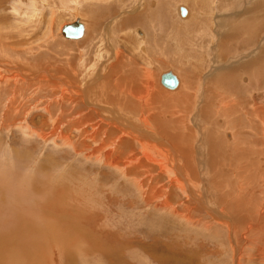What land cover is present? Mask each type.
<instances>
[{
  "label": "rangeland",
  "instance_id": "obj_1",
  "mask_svg": "<svg viewBox=\"0 0 264 264\" xmlns=\"http://www.w3.org/2000/svg\"><path fill=\"white\" fill-rule=\"evenodd\" d=\"M138 1V4L132 0L124 1L119 8L111 0L113 7L109 10L112 12L105 10L101 16L96 15L97 29L89 28V18L78 9L75 14L85 24V34L81 39L72 40L64 38L60 28L75 18L74 7L61 11L56 9L61 7L58 0H48L50 6L43 8L41 16L31 17L30 23H20L21 30L17 31V22L27 19L28 1L0 0V32L5 31L0 38V65L4 66H0V264H264V260L259 259L264 254L261 230H258L260 237L257 231L250 232L254 229L248 232L243 226L233 230L232 225L228 229L226 223L230 221L224 218H230L236 209L229 211L226 208L229 195H221L228 192L227 181L234 177L230 169L236 168L237 164L231 160L230 152L235 155L234 151L238 149L246 164L243 176L247 185H251L247 189L251 187L255 192L259 187V194L256 191L257 196L254 195L256 201H259V195L262 196L260 179H264V147L260 137L263 132H259L262 128L258 117L250 110L264 106V52L261 51L264 50V0ZM13 3L20 4L19 12L14 13ZM179 6L187 8L186 17L180 16ZM50 9L55 10V16L47 25L52 18ZM211 9L219 11H213L210 16ZM148 10L155 11L154 17L145 13ZM136 14L142 20L133 23L131 17ZM109 23H113L112 27ZM107 25L109 29L105 28ZM91 30H95L94 33ZM218 52L223 60L221 66L215 55ZM257 58L262 59V63ZM118 59L127 64L123 63L122 69L126 68L121 73L135 66L133 69H138L137 74L144 71L150 76L151 73H147L150 69L156 82L166 70L177 74L178 85L179 79L189 81L193 77L187 96L183 91L179 95L177 92L173 101L167 94L161 93L157 97L154 89L147 98L146 105L153 106L150 111L157 112L160 125L168 123L169 135L179 136V143L183 145L179 150L177 138L174 144L163 135L159 145L164 155L168 153L169 156V162L163 164L180 167L183 174L177 172L172 175L173 180H169L172 176L160 174L157 169L152 186H165L167 190L163 196H160L161 190L157 191L160 193L153 192L155 197L150 204L145 202L126 172L103 165L58 137L65 134L73 142L84 141V128L87 134L92 127H97L95 124H102L97 111L88 108L87 104L99 106L105 115L112 112L116 104H121L120 100L131 101L128 96L114 91L113 81L106 80L109 68ZM243 63L251 68L253 63L259 67L254 64L252 72L251 68L246 72H233ZM231 69L233 75L228 83H239L241 88L221 81L223 72ZM45 71L49 74L47 77L41 75ZM73 71L79 76L76 79L79 85L67 82V79L74 80ZM212 76L216 77L215 82L210 80ZM61 81L68 87L78 85L90 103L81 102L74 93L76 105L69 106L70 88L56 96L61 90ZM180 87L181 84L178 90ZM171 90L169 92H173ZM123 107L118 106L112 115L132 142L146 136L151 145V137L153 140L161 136L159 133L149 135L153 132L139 122L135 124L132 115H122ZM75 111L80 115H74ZM88 115L94 120L90 121ZM83 116L88 121L84 120L82 130L70 124ZM170 116L183 121L175 125L174 133ZM155 124L151 123L154 132L159 129V124ZM115 126L118 128L117 124ZM53 131L60 134H53ZM129 139L131 149L122 148L121 153L130 152L138 157L137 162L153 165ZM235 141L239 143L237 148ZM168 145L172 146V151ZM156 151L151 149V153L159 156ZM218 156H222L221 159ZM188 161L190 169L186 165ZM223 161V166H214ZM193 170L197 174L195 177ZM212 179L220 183L218 181L215 186ZM179 181L181 185H178ZM190 181L202 183L197 186ZM188 188L193 190L183 191ZM197 196L210 208L217 210L220 205L219 210H222L216 211L222 215L220 222L200 209L195 201ZM186 199L197 209L192 211L195 223L177 217L170 209L155 206L169 200L180 209L185 207L182 202ZM239 211L234 213L238 218L239 215L250 216L245 209L240 211L242 213ZM255 211L256 208L251 214L255 215Z\"/></svg>",
  "mask_w": 264,
  "mask_h": 264
},
{
  "label": "bare ground",
  "instance_id": "obj_2",
  "mask_svg": "<svg viewBox=\"0 0 264 264\" xmlns=\"http://www.w3.org/2000/svg\"><path fill=\"white\" fill-rule=\"evenodd\" d=\"M28 1V4L26 5V6H28V12L26 13V18L27 19H21V20H19L17 23H18V26H19V29L17 30V31H20L21 29H20V23H30V19H31V17H33V18H38L39 16H41V13H42V10H43V8L44 7H47L48 5L50 6V2H48V0H27ZM59 2H60V4H61V7L59 8H57L56 7V9H60L61 11H63V10H68L69 11V8L70 7H74L75 9H76V11L73 13V14H75L76 12H77V10L79 9V11L80 12H83L88 18H89V22H88V26H89V28H95V29H97V26H98V23H97V19H95L96 18V15L97 14H100L102 11H105V10H111L112 9V5H111V0H101V2H98V1H85V0H58ZM117 4H124V3H119V2H124V0L123 1H119V2H117V0H114ZM57 3V2H56ZM47 4V5H46ZM54 4V3H53ZM106 4H108V5H106ZM165 4H167L166 2H165ZM59 5V4H58ZM57 5V6H58ZM160 6V3H158V5H157V7H159ZM13 9H14V13H17V12H19L18 11V7H20V4H17V5H15L14 3H13ZM53 7H55V6H53ZM62 8V9H61ZM146 8V10L148 9V7H145ZM180 8H185V10H186V13H185V15H181V13H180ZM211 8V7H210ZM162 9V8H161ZM215 9H217V8H215ZM109 10V11H110ZM157 10H159V9H157ZM50 11H51V15H52V18L50 17V19H49V22L47 23V25L49 24V23H51L52 22V19H53V17L55 16V10H52V9H50ZM86 11H89L90 12V14H88L87 15V13H86ZM190 11V10H189ZM213 11H219V10H214V9H211V13H210V16H211V14H212V12ZM44 12V11H43ZM88 12V13H89ZM112 11H110V13H111ZM115 12V11H114ZM113 12V13H114ZM155 11L154 10H148L147 12H145V13H147V14H150V15H152L153 17H154V13ZM162 12V11H161ZM258 12V11H257ZM105 13H107V11L105 12ZM109 13V12H108ZM67 14H69V12H67ZM72 14V15H73ZM103 14H104V12H103ZM102 14V15H103ZM156 14V13H155ZM179 14H180V16L181 17H186V15H187V8L185 7V6H179ZM134 15V14H133ZM132 15V16H133ZM138 14H136L135 16H133V17H131V15H130V17L131 18H133L132 20H134L135 22H133V23H137L138 22V20L141 22V18H139L138 16H137ZM44 16V15H43ZM75 18L71 21V22H69V23H72V22H74L75 21V19L76 18H78L79 19V21L81 22V18L79 17V15H77V14H75V15H73ZM97 16H101V14L100 15H97ZM129 16V15H128ZM59 17V16H58ZM24 18V17H23ZM99 18V17H98ZM147 17H145V19H146ZM5 19V18H4ZM62 19V18H61ZM120 19V18H119ZM125 19V18H124ZM195 19V18H194ZM209 19H210V17H209ZM47 20V19H46ZM126 20V19H125ZM131 20V21H132ZM136 20H137V22H136ZM147 20L148 21H152V20H150V17L149 18H147ZM60 21V20H59ZM59 21H58V23H59ZM117 21H118V19H117ZM116 21V22H117ZM130 21V22H131ZM212 21V22H211ZM211 21H209L211 24L213 23V19L211 18ZM262 21V20H261ZM99 22V21H98ZM102 22V21H101ZM116 22H115V24H116ZM143 22V21H142ZM46 23V22H45ZM69 23H66V24H69ZM82 24H83V35L80 37V38H77V39H72V40H78V39H81L83 36H84V33H85V24L83 23V22H81ZM132 23V24H133ZM260 23V22H259ZM0 24H1V22H0ZM15 24V23H14ZM111 24H113V23H109V25H110V27H112L111 26ZM114 24V25H115ZM31 25V24H30ZM65 25V24H64ZM109 25H107V27H105L106 29H109L108 28V26ZM148 25V24H147ZM50 26V25H49ZM48 26V27H49ZM104 26V25H103ZM209 26H210V24H209ZM213 26V25H212ZM254 27V26H253ZM1 28V27H0ZM25 28H27V27H25ZM149 30V29H148ZM94 31L95 30H91V33H94ZM3 32H5V31H1L0 32V38H1V36L2 35H4L3 34ZM137 32L139 33V34H141L140 33V31L139 30H137ZM255 32H256V30H255ZM58 33H59V31H58ZM60 33H61V28H60ZM59 33V34H60ZM175 33V32H174ZM61 35L64 37V35L61 33ZM253 35V34H252ZM252 36H250V38H251ZM254 37V36H253ZM252 37V38H253ZM257 36H255V38H256ZM64 38H66V37H64ZM67 39V38H66ZM68 39H70V38H68ZM175 39V38H174ZM254 39V38H253ZM85 41H88V39L87 40H85ZM84 41V42H85ZM253 40H251V42H252ZM142 42H144V41H142ZM250 42V43H251ZM48 44V43H47ZM84 44V43H83ZM155 45H157L156 43H155ZM175 45V44H174ZM77 46V45H76ZM158 46V45H157ZM168 46V45H167ZM171 47H172V45H171ZM170 47V48H171ZM163 49V48H162ZM169 49V48H168ZM167 50V49H166ZM195 51V50H194ZM261 51H263L264 52V50H261ZM167 52V51H166ZM260 52V50L258 51V53ZM263 52H261V54L263 53ZM264 54V53H263ZM215 55H216V57H217V61L219 62V65H220V63L221 62H223V60L221 59V58H219V57H221V56H219V52L218 53H215ZM259 54H257V56H258ZM192 56L193 55H191V59H193L192 58ZM194 57V56H193ZM239 57V56H238ZM260 57V56H259ZM263 56L261 55V57L260 58H262ZM200 58V57H199ZM230 58V57H229ZM237 58V57H236ZM256 58V57H255ZM260 58H257L258 60L260 59ZM264 58V57H263ZM121 59V58H120ZM256 59V60H257ZM119 60V59H118ZM196 60H198V58L196 59ZM225 60V59H224ZM230 60V59H229ZM236 60V59H235ZM262 60V59H261ZM261 60H259V62H261ZM128 61V60H127ZM138 61V60H137ZM141 61V60H140ZM179 61V60H178ZM186 61H187V59H186ZM238 61V60H237ZM160 62H162V60L160 59V61H159V63ZM182 62H183V60H182ZM224 62H226V61H224ZM253 62H255V61H253ZM258 62V61H257ZM263 63H264V61H262ZM261 62V63H262ZM125 64V62H124V60L122 61V60H119V61H117V62H115L114 64H112V66L109 68V70H108V78L106 79V80H108V81H110V83H111V81H113L114 82V91H117V92H119V93H122L124 96H128L129 97V99L131 100V101H123V100H120V102H121V104H116L115 106H114V109H113V111L111 112V111H109L108 113H105V115L102 113V110H100L97 106H94V105H92V104H87L86 106H88V108H90L91 110L92 109H94V112L95 111H97V114L99 115V117L100 118H102V119H100V120H102V124H100V123H98V125L97 124H95V126H97L96 128H93L92 127V129H91V131H89L88 133H89V135H87L86 134V130H85V128L82 130L81 128V126L82 125H84V120L86 119H88V118H86V117H89V119H90V121L91 120H94V119H91L90 118V115H88V116H83V117H78V120H72L71 122H70V124L72 125V126H74V127H76L77 129H81L82 130V134L84 135V137H86L85 139H84V141L82 140H77V141H75V142H73L72 140H70V138L68 137V136H65V134H62L61 136H58V137H61V140L66 144H69L70 146H75L76 147V150H80V152H84L87 156H92V157H94V158H96V159H98L99 161H101V163L103 164V165H105V166H107V167H113L116 171H118V172H126L127 173V177L128 178H130V180L132 181V183L135 185V188L136 189H138V192L140 193V194H142V196L144 197V200H145V202L146 203H149L150 204V202H151V199H153L155 196L153 195V192H157V191H160L161 190V194H160V196H163V195H166V190H167V187H165V186H161V188H158L157 187V185L156 186H152L153 184H154V180H155V178H154V176H155V172H157V169H159L160 170V174H166L167 173V175H170V177L172 176V175H175L177 172H180L181 173V171H180V167L178 168L177 166H174L173 168L172 167H168V165L167 164H163L164 162H169V156L167 155V154H165L164 155V153L161 151V149H162V146H160L159 144H161V139H162V137H163V135H165L168 139H170L173 143H174V141H175V139L177 138V148L179 149V150H182L183 148L181 147V146H183L181 143H179V139H180V137L179 136H177V137H175V136H171V134L169 135V132L167 131V124L166 123H164L165 125H163V124H161L160 125V123L157 121V112H156V110H155V112L156 113H154V111L153 110H151L150 111V109H152V107L153 106H151L150 107V105L148 104V105H146V103H147V98L149 97V95H150V93H151V91L152 90H154L155 89V95L157 96V97H159V96H161L162 94L161 93H163V94H167V95H170V98H172L173 97V95H175L177 92H178V94H176V95H179V93H181V91H183V94H185V96H187V90L191 87L190 85H191V83H190V81H193V77H191L190 79L191 80H189V81H187L186 79H184V81H182V79H181V81L182 82H184V84H182V82L180 81V79H179V85L177 84V86L178 87H176L175 89L174 88H172V90H171V88H167V87H165V86H163L162 84H161V81H160V78H158V81L156 82V79H154L153 78V74H152V71L149 69V71L147 72L148 74H150L151 73V75L149 76V75H147V74H145L144 73V71H142L143 72V74H142V72L141 73H138L137 74V72H138V69L136 68V69H133V68H130V67H128L129 68V71H127V72H123V73H121V71L123 70V71H125V69L124 68H126V67H124L123 69H122V67H123V65ZM136 63V62H135ZM239 63H241V62H239ZM249 63V62H248ZM251 63L252 62H250V65H251ZM260 63V64H261ZM130 64V63H129ZM161 64V63H160ZM222 64V63H221ZM245 63H243V66H240L239 68H236L233 72H236V74H237V72L239 71H245L246 72V70L247 69H249V68H251L249 65H244ZM254 64L255 63H253V65H252V68H254L255 66L257 67L258 65H256L255 64V66H254ZM257 64H259V63H257ZM259 64V65H260ZM223 65H225V64H223ZM0 66H2V67H4L3 65H0ZM125 66H127V64H125ZM129 66V65H128ZM163 66H165L164 64H163ZM221 66V65H220ZM247 66H249L248 68H246ZM254 66V67H253ZM6 67V66H5ZM259 67V66H258ZM261 67V66H260ZM252 68L250 69L251 70V72H252ZM72 69V68H71ZM133 69V70H132ZM256 69V68H255ZM260 69V68H259ZM75 70V69H74ZM140 70V69H139ZM167 71H169V70H166L165 72H167ZM192 71V70H191ZM83 72V71H82ZM164 72V73H165ZM170 72H172L174 75H175V77L177 78V74L176 73H174L172 70H170ZM232 72V69L231 70H228V71H225V72H223V74H222V76H221V78H222V80L221 81H223V82H225L226 84H228V86H229V84L233 87V86H235L236 88H237V86H239L240 87V84L239 83H235V84H231V83H228V80H229V78H230V76L231 75H233V72ZM249 72V71H248ZM257 72V71H256ZM142 74V75H141ZM218 74V73H217ZM3 75V74H2ZM42 76H44V77H47L49 74H48V72L47 71H45L44 73H42L41 74ZM74 75V80L71 82V81H69L68 79H67V82H68V84H70V85H73L75 82H76V79H78L79 78V76L77 75V74H75V71H73V74H71V76H73ZM224 75V76H223ZM206 76V75H205ZM214 76V75H213ZM210 77V80L213 82H215V78L216 77ZM17 77V76H16ZM84 76L82 75L81 76V78H83ZM0 78H2V76H1V73H0ZM182 78H185V77H183L182 76ZM189 79V78H188ZM209 79V78H208ZM24 80V79H23ZM177 80H178V78H177ZM185 80H186V82H185ZM218 81V80H217ZM16 82V81H15ZM71 82V83H70ZM230 82V81H229ZM64 81H61L60 82V85L62 86L61 87V90L58 92L59 94L58 95H56V96H60V95H62L64 92H66L67 91V89L69 90V88L71 89V90H69L68 92V95H69V98H68V96H67V100L70 102L69 103V106H71V104H75L76 103V100H74V97H75V95H74V93L75 94H77L78 96L76 97V98H78L81 102L82 101H87V103H90L89 102V99H88V96H87V94L86 93H84L81 89H79L77 86L80 84V82L79 81H77L76 83L78 84L77 86H75V87H73V86H64ZM158 83V84H157ZM160 83V84H159ZM189 83H190V85H189ZM180 84H181V86H182V88L180 87V89L178 90V88H179V86H180ZM224 84V83H223ZM238 84V85H237ZM161 87V88H160ZM241 88V87H240ZM244 88V87H243ZM235 89V88H234ZM173 91V92H169V91ZM178 90V91H177ZM168 91V92H167ZM175 91V92H174ZM234 91V90H233ZM112 94V93H111ZM211 94V93H210ZM113 95H116V94H113ZM172 95V96H171ZM182 96V95H181ZM217 96H218V94H217ZM229 96V95H228ZM232 96V95H231ZM64 97H66V96H64ZM108 96H106L105 98H107ZM116 97V96H115ZM163 97H166V95L165 96H163ZM184 97V96H183ZM117 98H119V96L117 95ZM174 98V97H173ZM173 98H172V100H173ZM180 98H182V97H180ZM77 99V100H78ZM175 99V98H174ZM188 99V98H187ZM207 99V98H206ZM167 100H169V98L167 97ZM182 100H184V99H182ZM181 100V101H182ZM210 100V99H209ZM231 100H232V98H231ZM257 100V99H256ZM174 101V100H173ZM211 101V100H210ZM245 101V100H244ZM81 102H78V103H81ZM154 103H155V101H153ZM153 102L151 103V105L153 104ZM167 102V101H166ZM171 102V101H170ZM228 102V101H227ZM254 102H258V101H254ZM123 103V104H122ZM211 103H213V100H212V102ZM241 103V102H240ZM83 104V103H82ZM86 104V103H85ZM210 104V103H209ZM233 104V103H232ZM235 104V103H234ZM76 105V104H75ZM80 105V104H79ZM122 105L124 106L123 108H124V112H122L121 114L122 115H127V114H129V117L132 115V118H133V121H134V123L136 124V122H139L141 125H143V126H145V127H147L148 129H150L151 130V132H153V133H151V134H149V135H152L153 136V134L155 133V134H160L161 136L160 137H158V139H153L152 140V138H154V137H151L150 138V140L152 141V143H151V145L147 142V138H146V136L143 138V139H141V136L140 137H135L136 139L134 140L133 139V142L128 138V135H127V132H126V130L124 129V128H122V127H120L119 126V123H118V121H117V119L112 115V114H115V111L114 110H116V108L119 106V107H121L122 108ZM163 105H165V102H164V104ZM157 106V105H156ZM95 108L97 109V110H95ZM155 108V107H154ZM153 108V109H154ZM227 108V107H226ZM135 110L136 111H138L139 113H136L135 112ZM244 110V109H243ZM60 111V110H59ZM62 111H63V109H62ZM203 111V110H202ZM201 111V112H202ZM76 113H74V115L75 114H77V113H79V112H82V110H79V112H77V111H75ZM174 112V111H173ZM70 113H73V112H70ZM250 113H252V114H254L256 117H258V124L260 125V127L262 128V130L261 131H259V132H263L262 133V136L260 137V140L262 141V145H263V147H264V106H262V107H260V106H257V107H252L251 108V110H250ZM60 114H62V112H60ZM78 115V114H77ZM80 115V114H79ZM78 115V116H79ZM171 115H173V113L171 114ZM197 115V114H196ZM210 116V115H209ZM238 116V115H237ZM121 117V116H120ZM124 117V116H123ZM171 117V116H170ZM198 117V116H197ZM201 117V116H200ZM75 118V117H74ZM165 118V117H164ZM173 120V122L171 123L170 122V124L171 125H173V126H171V127H173V130L176 128V124H178V123H180L181 121H182V119L181 118H174V116L173 117H171ZM114 119V120H113ZM119 119H122V118H119ZM191 119V118H190ZM244 119V118H243ZM97 120H99L98 118H97ZM96 120V121H97ZM113 120V121H112ZM127 120V119H126ZM165 120V119H164ZM175 120V121H174ZM88 121V120H87ZM89 121V122H90ZM195 121H196V119H195ZM89 122L88 123H86V124H89ZM117 122V123H116ZM152 122H156L157 124H155V126L157 125L158 126V124H159V129H158V131H156V132H154L153 131V129H152V127H151V123ZM161 122V121H160ZM176 122V123H175ZM183 122V121H182ZM255 122V121H254ZM206 123V122H205ZM118 125V128L115 126V125ZM187 124V123H186ZM198 124V123H197ZM76 125V126H75ZM169 125V124H168ZM179 125V124H178ZM91 126V125H90ZM165 126V127H164ZM170 126V125H169ZM190 126V125H189ZM203 126V125H202ZM209 126V125H208ZM27 127V126H26ZM86 127V126H85ZM175 127V128H174ZM188 127V126H187ZM195 127V126H194ZM211 127V126H210ZM237 127V126H236ZM28 128V127H27ZM58 128V127H57ZM70 128V127H69ZM109 128V129H108ZM154 128V127H153ZM205 128V127H204ZM187 130H188V128H186ZM195 129V128H194ZM198 129V128H197ZM191 130V129H190ZM192 131V130H191ZM194 131V130H193ZM174 132H176L175 130L173 131V133ZM190 132V131H189ZM198 132V131H197ZM196 132V133H197ZM57 132H54L53 131V134H56ZM186 133V132H185ZM204 133V132H203ZM202 133V134H203ZM207 133H208V131H207ZM57 134H60V132L59 133H57ZM194 134H195V132H194ZM42 135V134H41ZM82 135V136H83ZM178 135H179V133H178ZM187 135H190V134H186V136ZM208 135V134H207ZM45 136V135H44ZM181 136V135H180ZM196 136V135H195ZM203 136V135H202ZM48 137V136H47ZM57 137V138H58ZM185 137V136H184ZM192 138V137H191ZM128 139L131 141V143L133 144H135L139 149H140V152H141V154L143 155V156H145L146 158H147V160L151 163V164H153V165H150L149 163H148V165L147 164H145V163H143V162H137V159H138V157L137 156H135V155H133V154H131L130 152H125V153H121V150H122V148L123 149H125V150H130L131 149V146H130V143H128ZM188 140H190V136H188V138H187ZM150 140H148V141H150ZM204 140V139H203ZM202 140V141H203ZM87 141V142H86ZM150 141V142H151ZM225 143H228L227 141H224ZM232 142V141H231ZM93 143V144H92ZM179 143V144H178ZM235 145L234 146H236V148H237V144H239L238 142H233ZM175 144V143H174ZM190 144V143H189ZM230 144V143H229ZM80 147V148H79ZM168 147H169V145H168ZM172 147V146H171ZM171 147H169V149H171ZM190 147H192V145L190 146ZM189 147V148H190ZM203 147V146H202ZM78 148V149H77ZM153 148H155L157 151H156V153L157 154H160L159 156L158 155H156L155 153L153 154V153H151V149H153ZM160 148V149H159ZM187 148V147H186ZM239 148H241V147H239ZM202 149V148H201ZM185 150V149H184ZM183 150V151H184ZM222 150V149H221ZM221 150H219V151H221ZM236 150V149H235ZM238 150V149H237ZM236 150V152L234 151V154L235 155H233V151L232 152H230L231 154H232V157H231V160L232 161H234L235 163H237L236 164V168H233V169H230V171L231 172H234L233 174H234V177H232V178H230L231 179V181H227V183L229 184V190H228V192L226 193V194H224V193H222L221 195L222 196H224V197H226V195H229L228 197H227V201H226V208L230 211L231 209H236V213H237V211L238 210H240V211H242V210H247V211H249L250 212V216L248 217V218H246V217H244V216H240L239 215V218H238V215L236 214V215H234V213L235 212H233V211H231V212H233V215H229L230 216V218L229 217H225L224 218V220H229L230 222H227L226 224H227V228L229 229V228H231L232 227V225H233V230H236V229H238L237 227L238 226H243L244 228H246V231H248L249 232V230H251V229H254V231H250V232H253V233H255L256 231H257V234H259L258 233V230H261L260 232L262 233V236H264V179H260V181H261V186H262V190H261V192H260V194H262V196L260 197V195H259V201H256V199H255V197L257 196L255 193H256V191L258 192V194H259V187L257 188V189H255V192H254V190H252L251 189V187L249 188V189H247L249 186H251V185H247V179H245L244 178V171L246 170L245 168V163H243L242 161H244L243 160V155H241L238 151ZM170 151H172V149L170 150ZM186 151V150H185ZM185 151H184V153H185ZM187 151H188V148H187ZM190 151H192V150H190ZM189 151V152H190ZM199 151V150H198ZM197 151V152H198ZM230 151V150H229ZM216 152V151H215ZM222 152V151H221ZM219 153V152H218ZM253 153V152H252ZM193 155H196V154H194V153H192ZM230 154V155H231ZM172 155H174V154H172ZM230 155H228V156H230ZM244 155H245V153H244ZM227 156V155H226ZM177 156L175 155L174 156V159L176 158ZM186 157V156H185ZM188 157V156H187ZM190 157L191 158H193V156H191V154H190ZM220 157H222V156H218V158H220ZM225 157V156H224ZM235 158V159H234ZM185 159V158H184ZM183 159V160H184ZM221 159V158H220ZM242 159V160H241ZM182 161V160H181ZM215 161H218V160H215ZM222 161V160H221ZM239 161H240V163H239ZM219 162H220V160H219ZM243 164H242V163ZM248 162H250V160L248 161ZM247 162V163H248ZM223 164H224V161H223V163L221 162V163H218V162H216L215 163V165L214 166H223ZM250 164V163H249ZM187 165V168H189V167H191V164H189V161H188V164H186ZM230 166H232V163H231V165ZM252 166V165H251ZM226 167V166H225ZM245 167V168H244ZM156 168V171H154V169ZM194 168V167H193ZM198 168V167H197ZM184 169H185V165H184ZM190 169V168H189ZM186 170V169H185ZM229 170V169H228ZM190 171V170H189ZM249 171V170H248ZM230 173V172H229ZM181 174H183V173H181ZM191 174V173H190ZM193 175H194V177L195 176H197V174H196V171L195 170H193ZM232 175V174H231ZM204 176V175H203ZM220 176H222L221 174H220ZM230 176V175H229ZM184 177V176H183ZM192 177V176H191ZM193 177V178H194ZM223 178V177H222ZM222 178H221V180H222ZM249 178V177H248ZM184 179V178H183ZM224 179V178H223ZM252 179V178H251ZM169 180H173V176L171 177V178H169ZM189 180V179H188ZM201 180V179H200ZM202 181V180H201ZM218 181L219 180H217V179H215L214 181H213V179H212V183H213V185H214V183H215V186H216V184L218 183ZM184 182H186V181H184ZM190 182H193V181H190ZM179 184L178 185H181L182 183H180V181L178 182ZM194 183V185L195 184H197V186L198 185H201V183L202 182H193ZM193 183H191V184H193ZM219 183H220V181H219ZM218 183V184H219ZM249 183V182H248ZM190 184V185H191ZM208 185V184H207ZM188 186V185H187ZM160 187V186H159ZM204 187V186H203ZM222 187H223V185H222ZM255 187V186H254ZM253 188V187H252ZM213 189V188H212ZM245 189V190H244ZM251 189V190H250ZM192 190H193V188H192ZM190 188H188V190H183V191H185L186 193H187V191H188V193H189V191L191 192L192 191ZM247 190H250V193H248L249 191H247ZM64 191V190H63ZM65 192V191H64ZM185 192H183V193H185ZM193 192H197V191H193ZM157 193H160V192H157ZM220 193V192H219ZM192 194V193H191ZM190 194V195H191ZM171 195V194H170ZM170 195H168V196H170ZM220 195V194H219ZM220 195V196H221ZM254 195H256L255 197H254ZM195 196V195H194ZM143 197H142V199H143ZM212 197V196H211ZM254 197V198H253ZM188 198V197H187ZM222 198V197H221ZM221 198L219 197L218 199H219V201L221 200ZM169 199V198H168ZM215 199V198H214ZM217 199V200H218ZM156 199H154V201H155ZM165 200V199H164ZM188 199H186L185 201H183L182 202V206H185V207H183V208H178V207H174V205L173 204H171L170 202H169V200L168 201H164V203L162 204L161 202V204L159 203V204H156L155 206L156 207H158V208H160V209H163V210H165V209H170V210H172L176 215H177V217H178V215L179 216H182V217H184V218H186V220H188V221H190V222H194L195 223V218L193 217V215H192V211H193V209L195 210L196 208H195V206L191 203V200L190 201H187ZM154 201H152V202H154ZM157 201H159V199L157 200ZM195 201L198 203V206L200 207V209H202L204 212H206L207 213V216H214V218L216 219V218H218L219 219V222H220V220H222L221 218H222V215L221 214H219L218 212H216V211H219L220 212V210H222V209H220L219 210V206H218V209L216 210L215 208H210V206L205 202V200H200L199 199V197L197 196V200L195 199ZM225 201V200H224ZM177 202V201H176ZM215 202V201H214ZM220 202H223V200H221ZM158 203V202H157ZM177 204V203H176ZM194 204H195V202H194ZM212 204V203H211ZM219 204V203H218ZM2 205V204H1ZM197 205V204H196ZM213 206H215V204H213ZM217 208V207H216ZM256 208V213H255V215H252L251 213H252V210L253 209H255ZM213 209H214V211H215V213L213 212ZM197 210V209H196ZM195 210V211H196ZM239 211V212H240ZM223 212V211H222ZM217 213V214H216ZM240 213H242V212H240ZM246 213V212H245ZM230 214V213H229ZM247 214H249V213H247ZM219 217H218V216ZM242 215V214H241ZM246 216V215H245ZM214 218L212 219V220H214ZM185 220V221H186ZM216 221H217V219H216ZM199 222V221H198ZM245 231V232H246ZM260 235V234H259ZM259 235H257V236H259ZM250 236V235H249ZM260 237H261V235H260ZM263 238V237H262ZM260 240V239H259ZM258 240V241H259ZM263 241V243H264V239H262ZM257 241V242H258ZM254 242V241H253ZM260 242V241H259ZM261 244V243H260ZM3 245V244H2ZM263 246V245H262ZM261 246V247H262ZM257 247H258V245H257ZM259 249V248H258ZM262 249H264L263 247H262ZM262 249H260L261 251H262ZM264 251V250H263ZM259 254H260V252H259ZM264 255V254H263ZM263 255H262V257L260 256L259 257V259H261V261H263L264 260V257H263Z\"/></svg>",
  "mask_w": 264,
  "mask_h": 264
},
{
  "label": "water",
  "instance_id": "obj_3",
  "mask_svg": "<svg viewBox=\"0 0 264 264\" xmlns=\"http://www.w3.org/2000/svg\"><path fill=\"white\" fill-rule=\"evenodd\" d=\"M181 15H185V8H180ZM61 33L66 38L77 39L83 35V24L78 18L74 22L65 24L61 27ZM161 84L167 88H175L178 84V80L175 75L169 71L163 73L160 78Z\"/></svg>",
  "mask_w": 264,
  "mask_h": 264
},
{
  "label": "crops",
  "instance_id": "obj_4",
  "mask_svg": "<svg viewBox=\"0 0 264 264\" xmlns=\"http://www.w3.org/2000/svg\"><path fill=\"white\" fill-rule=\"evenodd\" d=\"M120 1V0H119ZM118 0H117V2H119ZM121 1H123V0H121ZM124 1H128V0H124ZM132 2L134 3V4H138L140 1H138V0H132ZM119 3H123V2H119ZM118 6H119V8H121V5L122 4H117ZM128 6V5H127ZM124 7H126V6H124ZM85 34V33H84Z\"/></svg>",
  "mask_w": 264,
  "mask_h": 264
}]
</instances>
